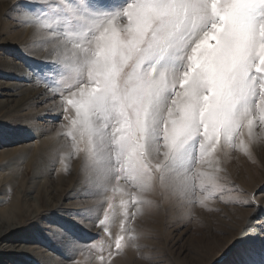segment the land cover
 <instances>
[{"label": "snow or ice", "instance_id": "obj_1", "mask_svg": "<svg viewBox=\"0 0 264 264\" xmlns=\"http://www.w3.org/2000/svg\"><path fill=\"white\" fill-rule=\"evenodd\" d=\"M33 22L75 70L68 154L84 153L105 195L101 226L121 209L135 219L157 183L208 207L226 190L220 154L250 156L264 140V0H66ZM124 240L114 236L117 252Z\"/></svg>", "mask_w": 264, "mask_h": 264}, {"label": "rangeland", "instance_id": "obj_2", "mask_svg": "<svg viewBox=\"0 0 264 264\" xmlns=\"http://www.w3.org/2000/svg\"><path fill=\"white\" fill-rule=\"evenodd\" d=\"M65 2L0 0V248H9L0 264H264V140L250 156L220 154L226 190L208 207L157 183L135 219L124 221L121 209L99 224L105 195L92 187L84 153L68 154L74 112L63 97L75 70L54 59L48 30L33 22ZM90 2L119 10L125 0Z\"/></svg>", "mask_w": 264, "mask_h": 264}, {"label": "bare ground", "instance_id": "obj_3", "mask_svg": "<svg viewBox=\"0 0 264 264\" xmlns=\"http://www.w3.org/2000/svg\"><path fill=\"white\" fill-rule=\"evenodd\" d=\"M6 230H7V229H6ZM4 233H5V232H4ZM4 233H3V231H0V237H1ZM5 248H7V249H5ZM8 249H9L8 247H1V248H0V251H2V250H3V251H7Z\"/></svg>", "mask_w": 264, "mask_h": 264}]
</instances>
